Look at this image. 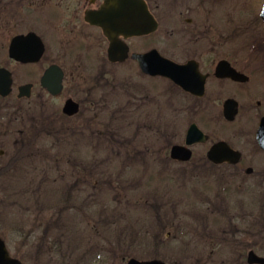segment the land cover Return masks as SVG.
Wrapping results in <instances>:
<instances>
[{"label": "rangeland", "instance_id": "374dc122", "mask_svg": "<svg viewBox=\"0 0 264 264\" xmlns=\"http://www.w3.org/2000/svg\"><path fill=\"white\" fill-rule=\"evenodd\" d=\"M222 2V17L234 19L239 30L250 28L243 33L248 40L237 44L248 52L238 59L242 63L245 55L253 56L249 85H259L264 53L250 52L248 43L263 36V23L253 25L263 0ZM3 19L0 67L13 72L15 83L12 95L0 98V235L12 256L27 264H127L132 258L233 264L234 230L240 241L249 236V247L238 251L244 255L241 264H248L246 249L264 255V190L242 193L231 180L200 185L194 178L209 172L207 167L172 161L171 146L183 144L186 135L182 100L163 79L135 85V62L112 64L94 55L88 62L77 59L82 70L74 72L69 65L65 84L66 94L82 102L80 115L62 117L59 133L25 138L35 122L43 121V108L47 116L62 112L64 98L52 97L40 84L53 58L25 66L10 60L14 29L8 15ZM164 34L161 29L158 39ZM92 81L102 85H89ZM26 83L34 84L33 95L19 100L18 87ZM211 172L221 179L231 173Z\"/></svg>", "mask_w": 264, "mask_h": 264}, {"label": "flooded vegetation", "instance_id": "af4514ba", "mask_svg": "<svg viewBox=\"0 0 264 264\" xmlns=\"http://www.w3.org/2000/svg\"><path fill=\"white\" fill-rule=\"evenodd\" d=\"M108 1L0 0V23L5 21L3 17L6 14L10 18L6 22L14 29V35L7 48L8 56L9 47L15 37L31 32L36 33L44 43L43 59L53 58L54 61L50 65L56 64L64 72L63 91L54 98L63 97L64 106L68 100H76L73 93L66 94L67 67L70 65V69L79 72L83 65L77 59L88 62L91 55L99 58L109 57L111 40L99 25L88 20L89 16L93 15L96 21L99 13L107 7ZM140 4L144 6L146 13L143 15V10H138L141 13L135 18V23L154 26V31L131 38H126L125 34L121 33L117 41L129 47V58L126 62L131 61L137 64L139 81L135 85H156L151 80L163 79L164 85H170L171 94L182 100L181 111L187 122L186 135L183 144L171 146L172 161L197 169L207 167L209 172L194 178V181L200 185L218 182L223 184L231 180L236 184L237 190L242 193L264 190V77L263 83L249 85L254 77L248 74L250 57L253 56L245 55L246 60L242 63L238 59V54L248 52V50L239 51L237 44L248 40L245 36L243 37V33L250 31L249 26L239 30L233 23L234 19L228 16L222 17L224 9L222 0H140ZM246 6L250 9V5ZM107 19L110 20V17L108 16ZM254 21L253 25L256 28L261 25L257 24V21L263 23L262 31H264V21L260 17ZM125 22L126 19H124ZM32 25L33 29L30 27ZM161 29L163 33L165 32L163 41L157 36ZM248 44L250 52L257 51V54H263L264 33L262 38L261 34L254 36ZM153 50H157L162 56L179 64L186 65L188 80L185 85L192 87L193 90L180 88L170 79L143 73L138 62L132 60V55L145 54ZM0 51H5V44L1 46ZM70 59L73 61L70 62ZM262 65L264 71V63ZM219 68L223 74H218ZM233 70L243 74L245 77L242 79L248 78V80L240 81L234 76ZM89 85H102V83L92 81ZM154 96L158 98L157 90H154ZM77 102L82 111V102ZM228 102L232 103L231 108L234 111L231 119L225 114ZM64 106L61 113L55 112L48 116L46 107L43 108L44 119L43 121L40 119L39 122L50 131L51 135L62 131L56 127L62 117L75 119L81 113L80 111L78 115L69 117L64 113ZM90 109L88 108L87 112ZM192 126H197L206 138L187 146V135ZM48 131L42 133L48 134ZM221 142L228 144L234 153L222 156L227 160L217 163L210 158L209 154L215 145ZM175 145H182L189 150V160L172 158L171 151ZM215 168L230 170L229 178L227 174H222V176L226 175L222 177L223 179L211 175V170ZM251 218L248 216L246 219L247 227H250L252 223ZM236 233L239 232L234 230L231 241L236 254L233 264H241L243 253L239 255L238 251H241L239 250L241 246L249 247V236L245 243L237 238ZM247 235H250V231ZM214 238L218 244L221 242L218 237ZM246 250H249L247 262L250 252L264 257L253 249Z\"/></svg>", "mask_w": 264, "mask_h": 264}, {"label": "water", "instance_id": "95a60500", "mask_svg": "<svg viewBox=\"0 0 264 264\" xmlns=\"http://www.w3.org/2000/svg\"><path fill=\"white\" fill-rule=\"evenodd\" d=\"M140 0H109L107 7L104 11L100 12L95 21L93 15L89 17V20L100 25L108 37L112 41L110 49V60L112 62H122L126 59L128 52L127 48L120 46L117 42L119 34L123 33L127 38L145 35L154 31V26L146 23L136 24L134 18H136L135 10H133L134 3ZM143 12H146L144 9ZM110 17V20L107 17ZM264 18V9L262 13ZM124 19L126 22L124 23ZM44 53V45L40 38L35 34L29 36L17 37L10 47V56L22 63H36L39 62ZM134 59L138 60L143 71L153 76H165L171 78L176 83L180 84L183 88H190L186 84L188 80L187 67L178 65L171 62L168 59L163 58L157 51L144 55H134ZM63 72L57 66H52L42 79V84L49 89L53 94H57L62 90ZM12 76L6 70H0V94L2 96H8L12 92ZM31 85L20 87L19 97L30 96ZM79 104L73 100H69L65 106L64 112L70 116L78 113ZM229 112L228 107L226 113ZM193 133V131H192ZM194 135V134H193ZM192 135V136H193ZM190 143V142H189ZM190 152L184 147L176 146L173 148L172 156L177 160H189ZM221 152L214 150L210 154V158L215 162H223L227 159L220 157ZM250 263L264 264V258L256 256L254 253L250 254ZM0 264H23L18 259L12 258L5 241L0 237ZM128 264H165L159 260L152 261H139L137 259H131Z\"/></svg>", "mask_w": 264, "mask_h": 264}, {"label": "trees", "instance_id": "16d2710c", "mask_svg": "<svg viewBox=\"0 0 264 264\" xmlns=\"http://www.w3.org/2000/svg\"><path fill=\"white\" fill-rule=\"evenodd\" d=\"M42 125V126H41ZM43 131H48L47 129L44 128V125L42 123H35L31 129V132L25 134V138H28L29 140L32 138V136H37L38 134L42 133ZM47 133H50L48 131Z\"/></svg>", "mask_w": 264, "mask_h": 264}]
</instances>
